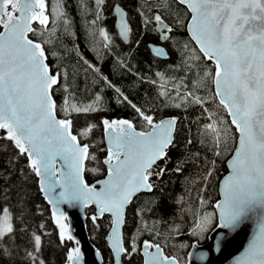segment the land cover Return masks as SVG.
<instances>
[{
    "label": "snow or ice",
    "instance_id": "snow-or-ice-1",
    "mask_svg": "<svg viewBox=\"0 0 264 264\" xmlns=\"http://www.w3.org/2000/svg\"><path fill=\"white\" fill-rule=\"evenodd\" d=\"M147 2L152 3V0ZM154 2L155 7L148 9L151 15L140 13L143 24H155L159 38L169 40L175 25L183 27L184 24L178 13L172 25L167 23V17L159 10L165 4V11L171 10L167 0ZM175 2L186 8L185 16L190 15L186 25L196 47L189 49L191 54L184 61L186 73L183 77L165 78L163 73H156L161 80L158 95L167 101L164 108L187 110L191 106H200L206 114L207 122L199 131L201 137L208 140L207 148L214 158H205V186L214 175L216 158L225 154L230 156L227 160L230 171L222 181L221 198L213 205L215 210L195 215L190 229L198 243L208 242L207 249L188 252L187 256L204 261L211 253L223 251L231 242L228 235L251 218L256 221V231L245 251L235 258V264H264V0ZM79 4L83 11L87 0H79ZM94 4L93 26L102 18L106 0H94ZM47 7L46 0H0V129L6 131L5 138L17 149L16 159L27 157L29 171L38 178L42 194L53 206L60 245L66 241L75 242V246L67 250L65 264H84V253L81 241L63 222L67 217L61 211L62 205L95 206L96 212L90 219L97 229L99 219L111 216L106 241L109 264H121L125 257L137 254L142 255V264H189L187 259L167 251L172 228L164 234L156 231L155 236L141 240L144 232L151 233L155 227L149 228L143 221L144 208L135 211L139 222L134 232L128 236L122 232V226L127 224L128 207L140 193L154 192L155 181L161 180L168 171L169 153L176 145L180 117L158 118L154 110L137 106L116 88L117 103L127 102L135 110L142 121L141 130H137L131 120L103 119L106 149L101 151H106L107 155L100 167L92 171L106 170V176L95 184L87 183L84 162L96 160V156L89 153L90 145L82 140L96 125L87 123L73 134L71 116L97 111L95 105L101 97L97 94L87 104L77 102L74 93L63 84L66 73L56 71L47 63L46 46L51 41L43 39L42 32L37 36L39 30L32 26L33 22L41 26L49 24V16L54 12L46 15ZM113 9L120 14L122 27L119 34L126 40L130 31L126 13L119 3L114 4ZM61 23L68 33L70 20L63 19ZM88 34L94 45L100 44L103 49L111 46L112 37L104 28H89ZM155 54L167 55L162 47L155 48ZM202 60L205 62L203 68ZM85 63L101 74L100 68L88 61ZM208 64H214V67L210 68ZM189 74L192 79L188 78ZM102 79L108 87H113L108 77L102 76ZM170 81L171 87L168 88ZM61 86L67 94L63 104L58 105L53 97ZM201 91H208L211 95H199ZM177 100L179 103L175 102ZM209 103L216 107L209 109ZM221 107L230 120L220 115ZM233 127L234 133L231 131ZM229 141L232 147H229ZM191 143L192 140L188 139L187 144ZM200 143L204 144L205 139ZM161 161L163 167L159 166ZM12 163L14 161H9ZM174 171L183 172L179 162ZM11 175L7 173L9 178ZM199 200L201 204L206 203L203 196ZM18 203H24L23 195ZM24 215L21 208L18 228L17 217L9 206L0 208V264L5 260L8 264H48L42 256L43 233H29ZM179 227L175 225L176 230ZM39 228L43 229L44 224ZM23 235H28L29 239L27 246L21 249ZM161 235L164 239L158 240ZM94 253L103 264L101 251L94 248Z\"/></svg>",
    "mask_w": 264,
    "mask_h": 264
},
{
    "label": "trees",
    "instance_id": "trees-1",
    "mask_svg": "<svg viewBox=\"0 0 264 264\" xmlns=\"http://www.w3.org/2000/svg\"><path fill=\"white\" fill-rule=\"evenodd\" d=\"M114 0H106L104 9L111 7ZM121 3L128 11L129 17L134 25L138 26L139 43L134 54H122L112 57L106 54V49H103L100 44L92 42V38L88 34L89 28H98L100 24H108L103 17L93 26L91 21L95 20V4L94 0H87V7L83 11L80 8L79 0H55L49 5V12H54L49 18V24L46 26L39 25L37 36L40 32L43 33V39L50 40L47 44V55L49 65L56 71L66 73L63 84H66L68 89L74 93L77 102L87 104L95 98L97 94L101 97L100 102L95 105L98 109L93 113L75 114L71 119L73 121V131L78 133V126H84L87 123H94L96 128L82 142L90 145V154H95L96 160H87L85 175L88 181H93L106 174L105 171L94 172L92 169L100 167V162L107 154L106 151H101L105 148L103 140V124L105 118H128L133 122L142 124V121L135 110L127 103H117V87L121 92L128 97L132 103L137 106H143L147 109L155 111V115L159 118L163 116H178L180 117L179 132L176 136V145L172 147L169 155L170 162L167 164L168 171L161 180H156V190L152 193L139 194L135 202L130 205L127 213V224L124 226V235L132 234L138 226V218L135 211L139 208H144L143 221L146 222L149 228L154 227L153 232H144L143 238H151L155 236V232L161 234L167 233L169 227L175 224L177 214L181 211L184 215V221L179 225L180 231L174 235L171 231L170 238L167 240V249L177 253L183 257L187 254L189 245L198 240L196 236L190 234L193 217L201 212H212L215 200L218 198V183L222 175L227 171L226 161L229 158L227 154L220 158H216L214 175L207 181L203 179L206 172L205 158L212 160L213 153L207 148L208 140L200 135V126L207 122L206 114L200 106H191L187 110L184 108H164L163 104L166 101L158 95L161 80L156 76L157 72L163 73L165 78L183 77L186 69L183 67L184 61L191 53L189 49L196 47L192 39L186 31V21L189 18L185 16L186 8L178 6L175 0H167L171 4V10L165 11L167 4L159 10L167 17V23L173 24L179 20L184 24L181 27L175 25L176 31L171 39V47L173 54L169 60H155L147 48V41L154 40L156 35L148 30L153 23L146 26L143 24L141 12L146 15L152 13L149 8L155 7V2L148 3L147 0H116ZM62 13L64 15H62ZM58 14V15H56ZM63 19H68L71 22V27L68 33L65 32V26L61 23ZM51 29V31L49 30ZM31 36V34H30ZM185 45L188 47L185 48ZM89 63L101 69V74H97L92 68L88 67ZM191 61H189L190 63ZM201 68L204 67V61L201 62ZM208 67H214L213 64H208ZM102 76L108 77L113 87H108L107 83L102 79ZM189 79L192 75L189 74ZM157 81L153 84L152 81ZM187 82V81H185ZM171 87V81L167 85ZM66 91L63 86L58 88L54 94L55 101L58 105L63 104L66 96ZM175 95V93H173ZM199 95L210 96L208 91H201ZM179 103V101H175ZM209 109H214L215 104L209 103ZM220 115L226 120H230L226 112L221 107ZM61 117L63 114L61 113ZM231 131L234 133L235 128ZM6 131L0 130V208L7 205L14 216L17 217L16 224L20 227V219L18 218L20 209H24V224L29 227V233L36 231L42 236V256L48 261V264H65V256L67 250L73 247L72 242L66 241L63 246L60 245L58 236V225L53 219L50 211V206L46 198L42 195L38 178L29 171L27 167V157L18 156V151L14 147L12 141L5 138ZM191 139L192 143L187 144V140ZM201 139H205V143L201 144ZM232 142L229 141V147H232ZM199 153V158L196 154ZM9 161L14 163L9 164ZM180 163L183 172L177 173L174 171L177 163ZM164 166L163 161L159 164ZM23 169V172L20 170ZM12 173L11 177L7 173ZM203 189V191H201ZM162 190V191H161ZM7 193V196H5ZM23 195L24 203H18L20 196ZM203 196L206 201L201 204L199 197ZM151 208L152 211H147ZM94 212L93 207L87 208V226L90 232L93 243L101 250L105 264H109L110 253L106 242V235L109 230V221L111 216L105 215L97 221L99 228L93 227V222L90 219ZM44 224V228L40 229L39 225ZM165 227V229H163ZM28 235H23L20 240V247L23 249L27 246ZM158 240H163L161 235ZM187 247L181 248L178 245L173 246V242ZM172 249V250H171ZM168 251V252H169ZM125 264H142L139 254L132 257L124 258ZM4 264H8L5 260Z\"/></svg>",
    "mask_w": 264,
    "mask_h": 264
},
{
    "label": "water",
    "instance_id": "water-1",
    "mask_svg": "<svg viewBox=\"0 0 264 264\" xmlns=\"http://www.w3.org/2000/svg\"><path fill=\"white\" fill-rule=\"evenodd\" d=\"M116 3H119V2H116ZM119 4L121 5V7L124 9V11L126 13L125 20H126L128 26H129L128 11L121 3H119ZM45 14H46V12H45ZM114 14H115L116 25H117V27L119 29V32H120L121 27H122L121 21H120V14L115 13V12H114ZM188 19H190V15H189ZM34 24H35V22H33V25H32L33 27H34ZM186 30H187L188 35L191 38V33L188 31L187 25H186ZM30 34H29V36H30ZM194 44H195V42H194ZM150 47H151L152 52L154 53V55H156L155 54V48H160V47L164 48V50L167 53V55H159V57L166 58V59L169 58V52H168L167 48L164 45L150 43ZM47 63H48V60H47ZM105 119H108L110 121L114 120V119L115 120H120V119L131 120V119H128V118H114V119L105 118ZM229 119H230V117H229ZM137 130H141V129L137 128ZM73 134H76V133L73 131ZM78 139H80V137H78ZM237 139H238V134H237ZM103 140H105L104 125H103ZM83 143H85V142H83ZM105 147H106V144H105ZM89 151H90V147H89ZM228 159H230V156H229ZM86 162H87V160H85V162H84L85 169H86ZM226 167H227V171L222 175V177H221V179L219 180V183H218V198L215 200V202L218 199L221 198L222 181H223L224 177L226 175H228V173L230 171V169H229V167L227 165V161H226ZM105 176H106V174L104 176H102V177H99V178L93 180V181H88L87 178H86V175L84 173V178L87 181V183H89V184H95L98 179H103ZM38 184H39V180H38ZM142 193H148V192H142ZM215 202H214V204H215ZM49 206H50L51 215L53 217V206L50 205V204H49ZM89 207H93L94 208V212L93 213L96 212V208L93 205H87V206L77 205L75 207L68 206V205H62L61 206V211H63L66 214V217H67V219H65L63 222L65 224L69 225V230L75 235V237L77 239H79L81 241V245L80 246L82 247V252L84 253V264H101V262L95 256V253H94V248L95 249H99V248L93 243V241L91 239V236H90V232H89L88 226H87V217H88L87 208H89ZM127 213H128V209H127ZM53 219L55 220L54 217H53ZM109 231H110V228L108 230V233H109ZM255 231H256V221H255V219H251L250 218L249 220H246L239 228H237L235 231L231 232L228 235V239L231 242L227 245L226 248H224L223 251L211 253L209 255V257L206 260H204V261L197 260V259H195V257L189 258L188 256H187V260L189 261V264H235V258L239 257L245 251V249L248 247L249 243L252 240V236H253ZM122 232L124 234V226H122ZM108 233L106 235V241L108 240ZM72 243H73V246H75V242L72 241ZM192 245H197V247H192ZM207 246H208V242L207 241H203V242H199L198 243V240H195L191 244L188 252L195 253L197 251L206 250ZM152 251H154V249H152ZM103 264H105V260L103 261ZM121 264H125L124 261H122Z\"/></svg>",
    "mask_w": 264,
    "mask_h": 264
},
{
    "label": "flooded vegetation",
    "instance_id": "flooded-vegetation-1",
    "mask_svg": "<svg viewBox=\"0 0 264 264\" xmlns=\"http://www.w3.org/2000/svg\"><path fill=\"white\" fill-rule=\"evenodd\" d=\"M52 0H46V3H47V10H46V15H48L49 13V5H50V2ZM116 3V0H114V2L112 3V9L111 7L108 8V9H103V12H102V17L108 21V24H100L98 26V28H104L108 34L112 37V41H111V46L109 48L106 49V54H109L110 56L112 57H115V56H120L122 54H125V55H128L131 53L134 54L137 50V41H139V34H138V26L137 25H134L129 17V14H128V21H129V33H128V38L126 40H124L121 36H120V32H119V29L116 25V21H115V14H114V9H113V5ZM104 14V15H103ZM50 18V16H49ZM101 20V19H100ZM40 24L38 22H35L34 24V28H37ZM171 25V24H170ZM46 26V25H45ZM150 30H148L150 33H152L153 35L155 34L156 35V38L154 40H149L146 42V46L150 52V54L152 55V57L155 59V60H169L171 55L173 54V50H172V47H171V39L169 40H161L159 38V29L155 26V24H153L152 26L149 27ZM176 31V29L174 28L173 32L170 34L171 37H173V34L174 32ZM187 31V30H186ZM188 34V33H187ZM190 37V36H189ZM150 43H155V44H162L164 45L168 52H169V58H162V57H159V56H156L154 55V53L152 52V49L150 47ZM114 88H117V87H114ZM163 116V115H162ZM135 125H137V128L138 129H141L140 126L141 124H138V123H135ZM144 130H148V129H144ZM106 148V147H105ZM143 239H146V238H143ZM142 239V240H143ZM141 257V263L143 261V257L142 255H139Z\"/></svg>",
    "mask_w": 264,
    "mask_h": 264
},
{
    "label": "rangeland",
    "instance_id": "rangeland-1",
    "mask_svg": "<svg viewBox=\"0 0 264 264\" xmlns=\"http://www.w3.org/2000/svg\"><path fill=\"white\" fill-rule=\"evenodd\" d=\"M52 1H55V0H52ZM111 6H112V5H111ZM49 11H50V10H49ZM56 15H58V14H56ZM103 15H104V14H103ZM85 126H86V125H84V126H78V132H79L80 129L84 128ZM132 204H133V203H132ZM177 215H178V216H177V218L175 219V224L172 225L171 227H169V229L172 228V231L174 232V235H173V236H175V234H178L179 231L182 229V227H181V225H180L181 229H180V227H179V229L176 230V229H175V225H177V224L179 225V223H180L181 221H184V215H183V213H182L181 211H179V214H177ZM163 229H165V227H164ZM146 239H149V238H146ZM192 243H193V242H192ZM192 243H191V244H192ZM182 244H183V243H182ZM191 244L189 245V248H190ZM172 245H173V246L178 245V246L180 247V245H181V241H179L178 243L173 242ZM189 248H188V250H189ZM171 250H172V249H171ZM167 251H169V250L167 249ZM168 253H169V254L178 255L177 253H175V252H173V251H169ZM186 257H187V254L184 255V256L181 257V258L186 259Z\"/></svg>",
    "mask_w": 264,
    "mask_h": 264
}]
</instances>
